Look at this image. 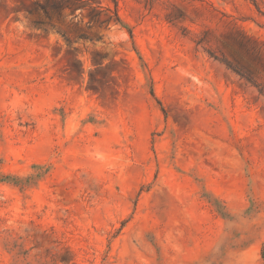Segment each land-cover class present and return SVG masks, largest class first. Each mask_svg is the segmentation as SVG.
<instances>
[{"label": "rangeland", "instance_id": "1", "mask_svg": "<svg viewBox=\"0 0 264 264\" xmlns=\"http://www.w3.org/2000/svg\"><path fill=\"white\" fill-rule=\"evenodd\" d=\"M114 8L0 0V264H264V0Z\"/></svg>", "mask_w": 264, "mask_h": 264}, {"label": "trees", "instance_id": "2", "mask_svg": "<svg viewBox=\"0 0 264 264\" xmlns=\"http://www.w3.org/2000/svg\"><path fill=\"white\" fill-rule=\"evenodd\" d=\"M114 2V11H113V21L118 23L120 22V17L118 16L117 14V11H116V0H112ZM37 7H40L41 9L43 8H50L54 11L57 12V14L60 16V13L61 11L65 8L62 6V2L61 1H55V2H52L50 4H47V5H39L37 4ZM108 19H111V17H109ZM225 65L227 66V68L231 69L233 72L237 73L238 75H240L241 77L245 78L247 81L251 82V77L249 76V74L242 70V69H239L238 67H236L235 65H233L231 62L229 61H225Z\"/></svg>", "mask_w": 264, "mask_h": 264}]
</instances>
